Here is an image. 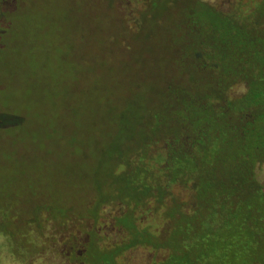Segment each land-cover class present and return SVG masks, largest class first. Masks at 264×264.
I'll return each mask as SVG.
<instances>
[{
  "label": "rangeland",
  "instance_id": "374dc122",
  "mask_svg": "<svg viewBox=\"0 0 264 264\" xmlns=\"http://www.w3.org/2000/svg\"><path fill=\"white\" fill-rule=\"evenodd\" d=\"M113 1L0 0V264H24L17 254L26 259L38 254V228L48 222L55 228L78 226L99 208L113 212L122 188L114 186L112 173L120 162L151 129H156L151 134L177 133L169 124L188 96L177 95L182 101L175 103L167 83L190 88L196 76L192 59L181 54L191 52L181 24L186 1L148 0L144 6V0H130L127 7L120 0L119 13ZM229 1L218 0L224 6ZM197 19L207 41L220 33L219 50H233L237 66L240 53L252 52L243 30L231 34L224 20ZM243 89L236 86L235 92ZM259 176L264 182V164ZM177 190L187 200L188 192ZM125 205L128 221L135 213L152 222V233L174 211ZM111 219H96L93 226L103 229L99 237L118 242L123 235ZM234 227L213 242L217 253L221 247L229 255L241 252ZM140 247L127 251L122 262L147 259L152 249ZM240 254L244 264L264 258L262 249ZM34 257L33 264H56L49 255Z\"/></svg>",
  "mask_w": 264,
  "mask_h": 264
},
{
  "label": "trees",
  "instance_id": "16d2710c",
  "mask_svg": "<svg viewBox=\"0 0 264 264\" xmlns=\"http://www.w3.org/2000/svg\"><path fill=\"white\" fill-rule=\"evenodd\" d=\"M125 1L130 7V0ZM185 1L180 8L181 24L191 52L181 54L192 59L196 76L190 88L172 80L167 83L166 92L175 103L182 101L177 95L188 96L183 97L175 122L169 124L177 133L151 134L156 129L146 133L145 141L132 148L131 155L120 162L122 167L112 173V183L122 188L114 211L107 214L99 208L97 215L81 225L78 221V226L55 228L48 222L38 228L40 252L29 259L16 255L22 263L33 264L34 256L45 254L56 264H125L122 256L142 245L152 252L136 264H244L240 253L264 251V182L259 176L264 152L255 154L264 151V0H230L226 6L218 0ZM118 2L113 4L119 13ZM143 4L150 5L148 0ZM198 15L224 20L231 34L243 30L251 37L252 52L240 53L237 66L233 50H219L217 41L222 36L218 31L208 41L198 33ZM240 85L242 92H235ZM178 188L188 192L187 200L182 201ZM249 193L254 198L247 200ZM126 203L134 211L152 207L174 211L152 233L151 221L137 215L135 220V213L134 221H128ZM111 216L123 235L118 242L114 239L115 244L99 237L103 229L93 226L96 219ZM232 226L241 252L229 255L221 247L217 253L213 244L222 238L221 231ZM128 260L126 264H131ZM249 264H264V258Z\"/></svg>",
  "mask_w": 264,
  "mask_h": 264
}]
</instances>
